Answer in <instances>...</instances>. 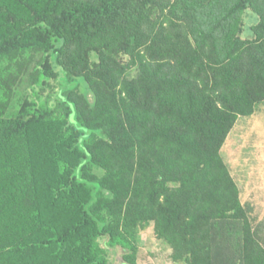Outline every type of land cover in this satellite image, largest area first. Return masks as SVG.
Instances as JSON below:
<instances>
[{"label":"trees","instance_id":"16d2710c","mask_svg":"<svg viewBox=\"0 0 264 264\" xmlns=\"http://www.w3.org/2000/svg\"><path fill=\"white\" fill-rule=\"evenodd\" d=\"M0 12L11 26L0 40V264H9L8 254L51 247L61 264H134L135 246L120 227L128 230L141 218L154 219L166 239L179 238L174 258L186 264H220L211 231L221 229L235 264H264L262 238L220 153L237 117L264 98V0H236L231 12L237 15L221 37L200 32L211 41L209 51L181 34L179 26L195 14L183 0H10ZM144 44L147 61L140 56ZM30 68V97L8 117L9 83ZM79 98L94 119L83 116ZM58 104L81 156L52 192L57 197L86 186L90 197L78 219L38 240L42 219L28 131ZM142 148L190 185L165 202L157 194L150 216L129 213L121 222L111 208L118 189L109 184L116 174L110 169ZM202 192L210 202L203 214L192 212Z\"/></svg>","mask_w":264,"mask_h":264},{"label":"rangeland","instance_id":"374dc122","mask_svg":"<svg viewBox=\"0 0 264 264\" xmlns=\"http://www.w3.org/2000/svg\"><path fill=\"white\" fill-rule=\"evenodd\" d=\"M173 1L165 0V4L169 5ZM183 1L193 6L195 14L184 19L183 24L179 26L181 34H190L199 47L205 51L211 50V41H203L200 32L209 35L212 39L221 37V31L226 27V24L237 15L235 12H231L236 0ZM9 2L10 0H0V5H8ZM17 12L24 16L28 15L21 9ZM164 13L168 19L173 20L172 22L177 21L178 16L171 14L169 9H165ZM217 25L220 26L217 28ZM9 27L11 26L6 23L4 13L2 15L0 12V40L7 35ZM147 45H143L140 54L144 61L149 60L145 50ZM216 49L218 50V48ZM217 50L216 54L218 55ZM29 71L31 68L21 79L9 83L10 100L5 108V115L8 117L16 116L22 102L26 97H30ZM119 87L120 83L116 89ZM77 100L83 116L94 119L95 114L88 111L84 101L81 98ZM112 107L113 101L109 103L106 113L110 114ZM64 112L65 109L61 105H56L48 117L39 123H34L28 131L42 219L41 230L37 234L38 240L53 237L62 228L78 219L80 204L90 197L89 189L86 186L74 185L70 193L64 192L57 197H54L52 192L53 188L66 182L69 165L74 164L81 156L78 150L72 148L71 140H73L75 132L70 133L71 130L65 124ZM103 119L104 117L99 122H102ZM141 151L135 153L133 158L121 168L116 162V165L110 169L116 174L110 177L109 184L118 189L116 202L111 208L121 214V222H123V217L129 213L133 215L137 213L138 217L150 216L151 211L153 212V207L150 205L151 199L156 198L157 194L161 193L159 198L165 202L166 198L171 200L182 195L181 187L185 184L190 185L188 180L185 181V184L181 182L183 176L177 178V174L172 172L170 167L159 163L153 155L154 152L148 148H142ZM103 153L107 155L105 152ZM220 153L227 170L236 183L242 203L247 206L250 224L257 235L262 238L261 242L264 246V98H260L254 104L251 114L237 117ZM109 158L110 154L108 153ZM114 162L115 159L109 161L111 164ZM159 173L165 174V179L160 184L156 180ZM191 183L193 182L191 181ZM151 187L156 189V193L153 195ZM192 191L195 194L194 186ZM188 195L186 192L184 196L185 199H188L186 203L190 201V195ZM209 202L205 193L197 194L192 201V212L203 214ZM120 228L135 246L132 254L134 264H186L183 259L176 260L174 258L177 247L175 243L179 244V238L174 242L161 236L156 229L154 219L141 218L138 224L128 230L122 224ZM225 231V229H221L219 232L211 231L212 251L216 254L221 250L220 264H235L231 246L223 239ZM4 258L7 262L9 261V264H61L62 262L58 251L53 247L38 248L36 252H14ZM111 258L114 259L113 256ZM119 261L117 264H126L122 262V259Z\"/></svg>","mask_w":264,"mask_h":264},{"label":"water","instance_id":"95a60500","mask_svg":"<svg viewBox=\"0 0 264 264\" xmlns=\"http://www.w3.org/2000/svg\"><path fill=\"white\" fill-rule=\"evenodd\" d=\"M73 116V115H72Z\"/></svg>","mask_w":264,"mask_h":264}]
</instances>
